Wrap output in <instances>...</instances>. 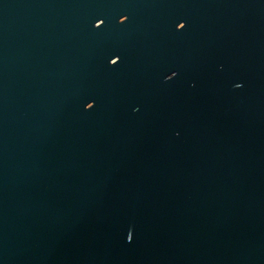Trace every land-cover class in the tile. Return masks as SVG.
<instances>
[{
  "label": "water",
  "instance_id": "95a60500",
  "mask_svg": "<svg viewBox=\"0 0 264 264\" xmlns=\"http://www.w3.org/2000/svg\"><path fill=\"white\" fill-rule=\"evenodd\" d=\"M0 264H264V0H0Z\"/></svg>",
  "mask_w": 264,
  "mask_h": 264
},
{
  "label": "snow or ice",
  "instance_id": "6c2138e0",
  "mask_svg": "<svg viewBox=\"0 0 264 264\" xmlns=\"http://www.w3.org/2000/svg\"><path fill=\"white\" fill-rule=\"evenodd\" d=\"M120 17H124L122 20L120 19ZM119 17V19L121 20V21H125L126 19H127V17L125 16V15H121ZM98 20H100V19H96V21H98ZM96 21H95V23H96ZM180 21H182V20H180ZM180 21H179V23H180ZM184 21V24H183V26L185 25V23H186V21L185 20H183ZM105 21L103 20L101 23H99V24H97V25H101L102 26V24L104 23ZM183 26H181V27H183ZM116 55H118V54H113L112 56H116ZM122 57L119 55V59L118 60H116L114 63H116V62H118L120 59H121ZM94 104V103H93ZM92 104V105H93ZM91 105V106H92ZM90 106V107H91ZM131 238V237H130Z\"/></svg>",
  "mask_w": 264,
  "mask_h": 264
},
{
  "label": "clouds",
  "instance_id": "9594fccd",
  "mask_svg": "<svg viewBox=\"0 0 264 264\" xmlns=\"http://www.w3.org/2000/svg\"><path fill=\"white\" fill-rule=\"evenodd\" d=\"M124 17H122V19H123ZM97 23H99V21L97 22ZM183 24H184V21L182 20V21H180V25H178L179 27H181V26H183ZM175 73H173L172 75H174Z\"/></svg>",
  "mask_w": 264,
  "mask_h": 264
}]
</instances>
